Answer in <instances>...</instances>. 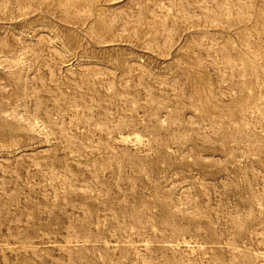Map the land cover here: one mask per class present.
<instances>
[{
	"label": "rangeland",
	"instance_id": "1",
	"mask_svg": "<svg viewBox=\"0 0 264 264\" xmlns=\"http://www.w3.org/2000/svg\"><path fill=\"white\" fill-rule=\"evenodd\" d=\"M0 264H264V0H0Z\"/></svg>",
	"mask_w": 264,
	"mask_h": 264
},
{
	"label": "bare ground",
	"instance_id": "2",
	"mask_svg": "<svg viewBox=\"0 0 264 264\" xmlns=\"http://www.w3.org/2000/svg\"><path fill=\"white\" fill-rule=\"evenodd\" d=\"M34 119V118H33ZM33 123V125H38L39 124V121H37L36 119H34V121L32 122ZM29 126H30V124H29ZM42 127V126H41ZM123 140H127V138H123ZM9 216V215H8ZM12 224V223H11ZM185 237V236H184ZM76 239V238H75ZM106 241V240H105ZM179 242H180V240H179ZM181 242H184V243H186L187 242V240L186 239H181ZM187 245V244H186ZM33 247V246H32Z\"/></svg>",
	"mask_w": 264,
	"mask_h": 264
}]
</instances>
